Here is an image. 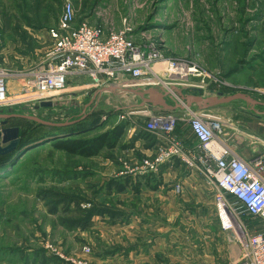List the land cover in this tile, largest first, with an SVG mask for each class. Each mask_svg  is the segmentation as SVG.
Instances as JSON below:
<instances>
[{"label":"rangeland","instance_id":"374dc122","mask_svg":"<svg viewBox=\"0 0 264 264\" xmlns=\"http://www.w3.org/2000/svg\"><path fill=\"white\" fill-rule=\"evenodd\" d=\"M73 4L74 26L87 23L105 32L126 30L138 44L153 43L164 58L197 64L205 73L200 77L205 81V95L242 92L262 103L252 108L243 100H234L213 107L216 114L229 119L223 139L235 142V133L245 127L246 121L264 119V0H73ZM62 8L63 0H0V68L13 75L10 79L43 66L51 45L47 30L56 25ZM140 102L129 89L96 95L78 91L62 93L51 107L16 104L1 107L0 114L36 116L52 123L78 122L81 129L97 122V127L76 135L91 138L115 124L120 111L139 112L142 126L151 108L140 106ZM14 118H9L7 125L18 127L29 141L16 165L0 173V264H93L92 247L81 244V237L67 234L82 230L73 223L81 215L70 204L56 202L60 194L74 195L85 188L90 191L98 183L105 189L111 179H118L96 175L95 171L104 170L99 165L104 159L100 155L111 157L120 152V147L104 149L94 159L68 155L51 147L52 137L35 139L51 131L49 128L26 118ZM182 131L188 133L187 123L180 120L176 132L180 135ZM146 139L155 140L152 135ZM66 168H80L89 172V177L61 184L54 181L53 172ZM147 179L150 184L158 183L153 174ZM84 204L88 208L93 203ZM201 211L203 219L180 229L185 237L177 243L178 263H200V258L203 264H241L244 255L238 243L233 246L238 251L239 245V257L231 258L230 251L226 255V249L235 242H229L221 232L214 206ZM242 222L248 233L254 231L255 219L244 215ZM91 226L88 224L86 230ZM206 234L209 238L204 237ZM219 246L225 260L218 257Z\"/></svg>","mask_w":264,"mask_h":264},{"label":"built area","instance_id":"2783aa9c","mask_svg":"<svg viewBox=\"0 0 264 264\" xmlns=\"http://www.w3.org/2000/svg\"><path fill=\"white\" fill-rule=\"evenodd\" d=\"M47 33L51 45L43 66L14 74L22 80L15 95L9 94L6 83L13 75L0 68V108L40 102L54 104L62 93L83 91L96 95L111 89L148 87L168 91L182 104L174 85L176 89L184 88V94L198 91L204 97L214 95L204 94L206 85L200 77H205V73L193 62L164 58L153 43L138 44L126 30L105 32L102 27L87 23L74 26L73 0H63L62 13ZM149 107L142 126L137 117L139 112L120 111L116 116V123H127L126 131L136 135L143 131L152 135L156 144L152 154L135 164L124 161L118 179L128 177L136 181L139 177L156 175L161 166L175 161L201 173L214 189L213 206L221 232L243 250L241 264H264V156L251 161L231 156L223 139L229 119L216 114L213 108L157 111ZM180 120L187 123L189 136L183 131L177 134ZM174 192H182L181 183L174 185ZM81 206L87 207L84 203ZM244 215L256 220L252 233L243 225Z\"/></svg>","mask_w":264,"mask_h":264},{"label":"crops","instance_id":"0c3cea01","mask_svg":"<svg viewBox=\"0 0 264 264\" xmlns=\"http://www.w3.org/2000/svg\"><path fill=\"white\" fill-rule=\"evenodd\" d=\"M6 83L9 94L14 95L19 92L22 80L14 77L9 78ZM253 119L255 122L244 121L245 127L235 133V142L227 137L224 139L231 156L240 157L245 161L264 156V119ZM5 126H9L7 121ZM186 135L189 136V133ZM122 145L125 146L119 148L120 152L111 157L100 155L104 159L99 165L105 172L90 171H95L99 176L105 174L110 178H119L118 173L123 169L124 161L133 165L146 155L152 154L156 147L154 142L128 131L124 135ZM75 170L78 172L77 180L89 177V172L80 168ZM154 176L159 182L154 186H146L143 183L145 177H139L142 185L138 192L128 187L120 192L106 193L105 189L101 188L102 184L98 183L90 191L85 188L84 191L73 195L77 194L83 199L82 202L79 201L80 205L88 201L97 208L108 210L107 213L92 216L89 222L92 226L88 230L82 228L83 231L78 233L67 232L70 238L79 236L81 244L92 247L93 254L90 259L93 264H179L177 243L185 237L184 233L181 235L180 229H185L191 221L195 223L196 219H203L200 216L201 210L212 209L214 189L201 173L183 167L179 161L161 166ZM176 183L182 184L180 194L174 192ZM70 205L72 208L79 207L75 201ZM204 237L209 238V234ZM235 244H232L229 250L226 249V255L227 251H230V257L233 259H237L240 254V247L237 244V251L233 246ZM220 248L221 246L218 248V257L225 260ZM197 261L200 263L195 264H203L202 259L197 258Z\"/></svg>","mask_w":264,"mask_h":264},{"label":"trees","instance_id":"16d2710c","mask_svg":"<svg viewBox=\"0 0 264 264\" xmlns=\"http://www.w3.org/2000/svg\"><path fill=\"white\" fill-rule=\"evenodd\" d=\"M35 122V121H34ZM36 124H39L35 122ZM78 122L68 124L66 126L61 127H54V126H46L39 124L40 126H44L49 128L51 131L48 133L42 134L40 136L35 137V139H48L49 137H52L49 141L51 142L50 145L56 150H60L65 152L68 155L72 156H79L83 158H93L101 154V152L104 149H114L117 147L123 148L125 145H122V140L124 138V135L127 130V123L126 122H119L111 125L110 128H107L104 130L101 134H98L97 136L91 137V138H79L76 135L79 133H82L83 131H89L91 128L95 125H99L97 122H95L94 125H90L87 128L81 129L77 126ZM76 124V125H75ZM71 127V129L68 132H62L58 129L60 128H66ZM97 127V126H95ZM139 137H142L144 139L149 136V134L140 131ZM145 134V135H143ZM62 135V136H60ZM56 136V137H55ZM27 136L21 135L19 133V143L18 147L15 151L9 154H0V173L1 171H6V168L8 169L9 166L12 168L16 165L19 158L22 156H18L21 151L23 150V147L26 145L27 141L29 139H25ZM147 140V139H146ZM152 142L155 143V140ZM152 176V174H150ZM148 175V176H150ZM78 176V172H76L75 169H63V170H56L53 172V179L54 181L61 183L73 181ZM143 180V183L148 185H157L150 184L147 177ZM130 178L126 177L124 179H111L107 184L105 191L106 193H111V191L114 192H120L128 187L132 188L135 192H138L139 187L142 185V182L139 180L132 181ZM48 193H51V191H48ZM54 195V194H53ZM82 198H80L77 194L75 196L69 195V194H60L59 199L57 200L56 204H60L61 206H68L72 201H75L77 208H73L77 214L81 215L78 218H75L73 220L74 226L78 225L82 228H86V226L89 224L90 219L94 215L98 214H104L107 213V209L97 208L94 204L90 205L88 208H82L80 205V202H82ZM80 201V202H79ZM88 202V201H87ZM91 204V202H89ZM112 214V213H111Z\"/></svg>","mask_w":264,"mask_h":264},{"label":"water","instance_id":"95a60500","mask_svg":"<svg viewBox=\"0 0 264 264\" xmlns=\"http://www.w3.org/2000/svg\"><path fill=\"white\" fill-rule=\"evenodd\" d=\"M173 90L178 94L182 104L175 101L168 91H164L162 89L148 87L143 89L141 88L131 89L129 91L141 99L140 106L149 105L152 107V109L157 111L160 110L174 111L178 109H183L185 107L187 108L195 107L198 110H205L216 107L218 105H224L230 103L234 100H243L249 105H251L252 108L254 106L262 105L261 102L254 100L249 95L242 92H238L232 95H224L223 93H218L216 95H210L204 97L198 91L195 94H184V90H185L184 88L183 89L173 88ZM52 105L53 104L51 102L39 103V106L43 108L51 107ZM255 112L258 113L257 111ZM262 114L264 116V112H262ZM12 117L26 118L42 125L54 126V127L66 126L68 124L73 123V122L52 123V122L44 121L36 116H27V115H19V114H0V154L1 155L12 153L18 147L19 128L16 126H5L7 119Z\"/></svg>","mask_w":264,"mask_h":264}]
</instances>
